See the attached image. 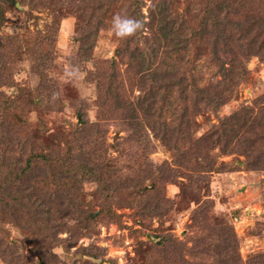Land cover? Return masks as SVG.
<instances>
[{
    "label": "rangeland",
    "instance_id": "obj_1",
    "mask_svg": "<svg viewBox=\"0 0 264 264\" xmlns=\"http://www.w3.org/2000/svg\"><path fill=\"white\" fill-rule=\"evenodd\" d=\"M57 1L0 0V149L19 156L11 147L28 127L37 152L68 165L72 150L97 173L79 182L73 174L72 196L66 187L58 200L44 185L40 194L56 203L49 216L12 219L1 212L0 264H91V254L95 264H264V57L244 54L245 73L238 75L237 66L231 78L209 85L224 98L218 106L201 102L187 114L183 100L175 122L165 116L181 134L151 131L140 114L138 125L129 118L138 77L114 53L119 15L105 19L92 49L84 50L92 41H78L76 26L92 11L88 1L76 0L71 9ZM177 1L184 9L187 0ZM234 1L237 15L226 16L241 25L247 45L264 46V22L258 21L264 0ZM224 37L233 41L229 32ZM198 55L193 62L208 60ZM103 71V82L116 91H108L105 111L103 76L97 78ZM182 71L187 85L189 66ZM112 76L122 82L120 108ZM46 218L50 222L40 226Z\"/></svg>",
    "mask_w": 264,
    "mask_h": 264
},
{
    "label": "trees",
    "instance_id": "obj_2",
    "mask_svg": "<svg viewBox=\"0 0 264 264\" xmlns=\"http://www.w3.org/2000/svg\"><path fill=\"white\" fill-rule=\"evenodd\" d=\"M26 1L32 3L36 0ZM87 1L92 11L83 20L85 24L78 21L76 26L78 27V41L84 43L88 40L92 41L84 50L92 49L104 20L110 15L116 13L119 15L123 26L114 53L118 60L126 61V67L130 66L133 75L138 77L136 87L139 93L133 103L131 102L135 111L131 110L129 118L138 125L140 124L137 121L138 114H140L141 122L151 131L166 132L169 129L170 133L181 134L182 130L179 125L172 127L171 121H168L165 116H171L172 121L175 122L178 119L179 110L182 111L183 100L187 101V114L189 109L197 110L201 102L218 106L224 98L218 93L209 92V85L217 86L222 84L221 81L225 78H231L237 66L238 69L241 68L238 70V75L245 73L244 54L255 53V55L264 57V46L256 45L254 40L247 45L246 35L240 33L241 25L238 22L233 23L230 19V16L237 15L234 0H227L226 3L217 5L214 4L225 0H217L214 3L204 1L203 6L201 2L200 6L195 1L187 0L184 9L177 6V0H148V5H146V0ZM56 3H59L62 8L71 9L74 6L77 8L76 0H58ZM144 7H146L145 12H143ZM75 11L77 14L78 9ZM189 12L194 15L187 20L185 18L188 17ZM226 14L232 15L226 16ZM199 15L201 16L198 17ZM260 16L258 21L263 23L264 20ZM227 32L232 42L224 37ZM204 50H206L205 53ZM198 54L208 60L202 63H198L197 60L193 62L192 57L199 56ZM83 61L84 59L80 60V62ZM212 61L217 65L213 66ZM183 64L189 66V79L187 83L185 82L187 85H183L186 79L182 71ZM109 66H115V62L112 61ZM2 68L3 61L0 59V71H3ZM103 73L105 72L100 73L97 78L101 79L103 76L99 84V88L104 93L100 107L105 111L108 91L112 93L116 91L105 85L103 81L108 77L105 78ZM216 75L220 77V80L211 81ZM109 82L112 85L116 84L117 96L120 97L117 99V108H120L124 102L123 95L120 94L122 93V82L114 76ZM183 86H189V92L185 95L182 91ZM236 114L233 113L226 119L233 120ZM187 123L190 127L192 122L189 118ZM23 124L22 122L21 125ZM233 127L235 128V123L230 131H233ZM30 133L27 127L25 132L15 139L16 147L14 145L11 147L15 149L12 151H16L19 156L11 158L10 149H0V213L3 211L6 214L9 213L12 219H23L22 217L26 216L36 217L35 212H44L49 216L56 203L55 199L48 202L45 192L40 194L43 192L44 185H47L44 190L55 192L58 200V194L60 195L66 187V195L72 196L70 189H75L78 184L70 183L75 181L73 174L79 176L77 180L79 182L83 177L97 173L96 168L98 167L95 164L83 167L84 163L76 161L78 154L74 156L72 150L65 156L68 165L61 163L56 154L39 150L37 152L29 139ZM160 139L164 140V138ZM0 143L3 142L0 141ZM81 144L79 141L76 145L79 147L76 150L78 153ZM73 151L76 153L75 149ZM261 163L262 160H256L254 165L260 167ZM81 167L83 168L80 169ZM61 199L70 202L65 196ZM44 222L50 221L46 218L39 225L41 226ZM3 224L0 219V227ZM88 257L91 259V264H95L98 259L94 254Z\"/></svg>",
    "mask_w": 264,
    "mask_h": 264
},
{
    "label": "water",
    "instance_id": "obj_3",
    "mask_svg": "<svg viewBox=\"0 0 264 264\" xmlns=\"http://www.w3.org/2000/svg\"><path fill=\"white\" fill-rule=\"evenodd\" d=\"M102 264H109V263H107V262H103Z\"/></svg>",
    "mask_w": 264,
    "mask_h": 264
}]
</instances>
